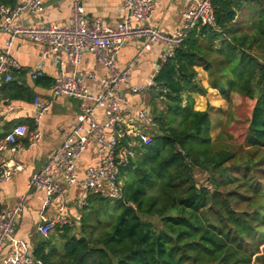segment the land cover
<instances>
[{"label":"trees","instance_id":"trees-1","mask_svg":"<svg viewBox=\"0 0 264 264\" xmlns=\"http://www.w3.org/2000/svg\"><path fill=\"white\" fill-rule=\"evenodd\" d=\"M211 5L215 26L197 25L153 78L147 104L156 131L149 145L133 148L122 169V198L89 195L78 230L56 227L37 243L35 258L44 264H264V0ZM197 68L224 100L251 104L237 151L217 149L209 112L195 109V97L207 93ZM2 90L14 93L10 99L27 91L13 82Z\"/></svg>","mask_w":264,"mask_h":264},{"label":"built area","instance_id":"built-area-1","mask_svg":"<svg viewBox=\"0 0 264 264\" xmlns=\"http://www.w3.org/2000/svg\"><path fill=\"white\" fill-rule=\"evenodd\" d=\"M159 1L122 0L120 12L123 18L114 26L100 18L88 20L81 0H70L71 16L66 25L29 23L27 18L38 19L43 12L41 0H15L14 7L0 5V34L7 36L0 48V85L11 82L13 72L22 71L11 57L16 38L41 45L52 56L63 53L66 61L75 68L80 65L85 53H91L105 73L100 79L101 92L92 95L84 83L85 75L77 72L67 75L62 70V63L55 61L59 69L51 86L52 97L90 101L91 104L79 107L72 129L65 134L60 146L49 155L41 169L28 180V190L35 188L43 191V209L51 201L56 203L54 218L48 219L44 213L39 216L37 231L43 238H47L56 227H68L73 231L79 228V222L67 215V188L78 191L77 206L80 210L86 206L89 195L99 194L111 200H120V174L134 157L133 148L151 143V133L156 131L153 117L145 110L130 109L128 101L120 92V85L127 79V71L118 70L116 59L125 42L143 39V49L147 51L154 45H163L165 51L160 57L159 69L160 64L172 56L197 25L215 26L211 0H183L190 8L183 13L181 26L170 34L162 33L150 24ZM86 76L93 77L92 74ZM30 77L36 80L42 77V73L32 72ZM154 86L152 79L146 85L130 87V92L138 95ZM51 103L34 97L33 128L18 125L0 134V151L19 153L24 150L23 140L39 142L42 139L40 121L50 109ZM97 110L102 111V123L96 119ZM89 145L94 147L97 164L88 168L81 178L77 172V162ZM21 169L20 163H0V182H9ZM21 210L22 204L19 203L11 209L0 211V264H44L30 254L25 243L17 244L19 248L13 253L1 256L6 242L15 233Z\"/></svg>","mask_w":264,"mask_h":264},{"label":"crops","instance_id":"crops-1","mask_svg":"<svg viewBox=\"0 0 264 264\" xmlns=\"http://www.w3.org/2000/svg\"><path fill=\"white\" fill-rule=\"evenodd\" d=\"M15 1V0H14ZM88 20L100 18L109 25H116L122 18L120 4L122 0H81ZM43 12L39 18H27L29 23L42 22L47 25H66L70 21V0H41ZM15 5V4H14ZM190 8V5L183 0H160L154 9L150 24L162 33L170 34L177 30L182 24L183 13ZM7 36L0 34V48L3 47ZM142 40H128L118 53L116 66L119 71H127V79L120 85V92L129 103L133 111L145 110L150 112L148 92L135 95L130 92L132 86L146 85L152 80L157 72L160 57L164 53L163 45H154L150 50L143 49ZM11 57L15 60L22 71L12 73L14 85L24 87L27 91H21L18 98L9 97L14 93L7 91L0 92V134L3 135L18 125H26L32 121V100L39 97L45 101H51L50 109L44 114L40 121L42 139L37 143H29L23 140L24 150L19 153H11L8 150L0 151V163L16 162L22 165L21 171L15 173L9 182H0V211L22 204V210L17 219L16 230L12 238L8 240L1 252V256L8 255L18 249L19 243H25L30 254L37 243L43 239L38 233L39 216L41 213L48 219L55 217V201H51L48 207L43 209L45 195L39 189H27L30 176L39 171L46 163L49 155L55 151L66 133H68L76 120L81 105H90V101H79L67 97L53 98L51 86L57 75L59 65L62 63V70L65 74L80 73L85 75L84 83L92 95L101 92L100 79L104 76L97 58L91 53H85L80 65L75 68L66 61L63 53L52 56L46 52L41 45H36L27 39L16 38L13 41ZM40 71L42 78L32 80L30 73ZM198 80L206 89L207 93L212 91L209 85V78L201 68L196 69ZM92 74L93 77H87ZM7 83H2L4 85ZM0 85V87H1ZM195 97V109L198 108V99ZM98 122H103L101 110L95 113ZM147 132V131H145ZM97 156L94 147L89 145L77 162L79 177H83L88 168L95 167ZM78 191L67 188L68 211L67 215L74 221L79 222L81 210L77 206ZM34 257V256H33Z\"/></svg>","mask_w":264,"mask_h":264},{"label":"rangeland","instance_id":"rangeland-1","mask_svg":"<svg viewBox=\"0 0 264 264\" xmlns=\"http://www.w3.org/2000/svg\"><path fill=\"white\" fill-rule=\"evenodd\" d=\"M209 86V85H208ZM212 90V89H211ZM198 99V108L210 115L211 136L217 149L237 151L243 147L244 133L249 119L251 104L243 98L224 100L216 90ZM199 183H205V175L196 172Z\"/></svg>","mask_w":264,"mask_h":264},{"label":"water","instance_id":"water-1","mask_svg":"<svg viewBox=\"0 0 264 264\" xmlns=\"http://www.w3.org/2000/svg\"><path fill=\"white\" fill-rule=\"evenodd\" d=\"M143 41V39H141Z\"/></svg>","mask_w":264,"mask_h":264}]
</instances>
